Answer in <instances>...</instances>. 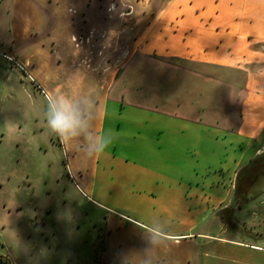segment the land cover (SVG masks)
<instances>
[{
	"label": "rangeland",
	"instance_id": "1",
	"mask_svg": "<svg viewBox=\"0 0 264 264\" xmlns=\"http://www.w3.org/2000/svg\"><path fill=\"white\" fill-rule=\"evenodd\" d=\"M142 1L143 11L149 3ZM11 2L0 0V251L5 249L14 264H151L139 248L144 229L136 230L138 221L145 229L161 231L153 230L161 236L156 235V264H196L201 234H225L264 247V171L247 195L235 192L240 170L264 151V41L250 44L256 55L245 71L153 55L135 58L109 90L101 89L93 75L74 70L48 37L27 30L21 36L17 27L12 31ZM142 11L140 17L147 20L150 12ZM43 40L47 49L38 67L27 68L12 49L18 41L17 50L25 57ZM59 68L67 80L68 100L81 89L69 109L74 116L66 132L72 133L71 141L51 127L61 107L42 81V73L55 78ZM132 100L175 102V113L182 110L204 121L198 123L202 138L191 137L189 123L181 143L171 135L158 140L174 148L173 153L148 151L154 154L147 156L142 150L148 143L136 137L135 110L141 109L131 106ZM121 103L128 107L122 113ZM157 106L163 109V104ZM156 113L147 114L150 126ZM183 149L187 165L179 163ZM145 159L171 167L162 171V179L156 171L165 195L161 199L160 188H155L156 201L147 205L135 197L137 188L122 186L129 181L120 185L115 174L106 178L103 171ZM78 166L88 178L99 166L96 186L83 183ZM224 195L226 200L215 204L220 209H214V198ZM181 234L190 236L183 240L184 250L171 241ZM168 243L170 258L162 252ZM181 254L186 258L179 263Z\"/></svg>",
	"mask_w": 264,
	"mask_h": 264
},
{
	"label": "crops",
	"instance_id": "2",
	"mask_svg": "<svg viewBox=\"0 0 264 264\" xmlns=\"http://www.w3.org/2000/svg\"><path fill=\"white\" fill-rule=\"evenodd\" d=\"M11 1L9 11L12 14V31L17 27V32L16 30L14 32L17 34L20 31L21 36L27 30L26 33L34 34L35 32L41 37H48L54 48L63 49L62 54L70 58L74 70H82L85 76L93 75L98 84L103 87L101 89L109 90L114 81L125 74V69L135 58L153 55L162 58L188 59L224 69L245 71L256 55L250 44L264 41V0H160V2L147 0L149 4L143 8V11L142 5L145 2L142 0ZM144 10L150 12L145 15L147 20H142L140 17V12ZM17 42L12 49L14 48L18 59L29 69L33 66L38 67L37 61L42 59L47 43L44 40L39 42L40 48L23 57V54L17 50ZM42 75V81L46 84L45 90L51 92L60 107L63 102L64 107L61 110L73 121L74 116L69 109L72 103L73 106L75 105V99L79 100L78 94L81 89H76L75 95L68 100L65 96L67 80L62 77L60 68L56 74L59 76L55 75V78H50L48 73L47 75L42 73ZM162 104L163 109L157 106ZM130 105H137L141 109V111L135 110L136 119L139 118L136 137L148 143L142 152L149 153L147 155L149 157L154 154L151 152L173 153L174 148L169 147L167 143L164 146L158 140L174 136L181 143L184 138L183 133L189 129V123L194 129V133L190 132L191 137L194 140L202 138L199 134L202 126H198V123L203 120L198 121L197 118L186 115L182 110L175 113L176 111L171 109L176 106L175 102L140 101L135 103L132 100ZM107 106L108 103L104 105V112L107 111ZM119 108L122 113L128 107L121 103ZM151 110L157 113L150 117V126L147 114ZM163 113L169 115L164 116ZM250 137H253L251 132ZM65 139L71 141L72 133L71 135L66 133ZM184 152L187 153L184 149L180 153L179 163L187 165L188 156L187 154L183 156ZM196 154L198 157L197 152ZM72 166L74 168L73 163ZM169 168L171 167L157 165L150 159H145L139 164L124 163L117 165V168L113 166L103 168V171L106 178L113 177L115 174L120 185L121 182L125 184L129 181V184L122 186L132 185L137 188L133 191L135 197L147 205L151 201H156L153 197L157 194L155 188H160L161 199H163L165 189L157 186L159 178L156 171H159L160 179H162L161 177L164 176L162 171ZM77 169L76 172L81 174L79 176L85 185L89 182L91 188L97 185L99 166L92 171L91 176L94 179L91 181V176L88 178L82 174L83 168L78 166ZM225 200V195L214 198V209H220L215 204ZM219 211L216 213L218 214ZM119 215L127 220L134 219L124 212H119ZM137 223L140 224L136 228L137 231L144 229L140 237L143 244L139 248L143 250L145 261L156 264L154 248L160 239L153 230L161 231L155 228L145 229L141 226L143 224L141 221ZM123 225L126 226V224ZM188 235H176L177 237L171 241H175L177 247L184 250L183 240H187L190 237ZM201 236H204L202 243L196 240V247L200 252L196 264H264V247L262 246L250 245L248 242L238 241L225 234L210 233L201 234ZM170 244L162 247V252L169 258L172 257ZM183 257L186 258L184 254L178 257L179 263Z\"/></svg>",
	"mask_w": 264,
	"mask_h": 264
},
{
	"label": "flooded vegetation",
	"instance_id": "3",
	"mask_svg": "<svg viewBox=\"0 0 264 264\" xmlns=\"http://www.w3.org/2000/svg\"><path fill=\"white\" fill-rule=\"evenodd\" d=\"M10 62L12 63L11 60H10ZM11 68H12V66H11ZM258 157H259V159L256 162H254V164H251L249 166H245V168L240 170V172L238 173V175H237V183H236V186H235L236 194L238 192L240 195H244V194L247 195L249 190L252 187L257 185L256 184V183H258L257 180L259 181V179L263 176V171H264V152H260ZM256 167L260 168V169L257 172V174L255 175L254 174L255 173L254 169ZM253 174L255 175V177H253L254 176ZM2 256H3V254L0 251V260H2V264H9L8 260L4 259ZM7 256L9 257L8 253H7ZM12 264H14L13 261H12Z\"/></svg>",
	"mask_w": 264,
	"mask_h": 264
},
{
	"label": "clouds",
	"instance_id": "4",
	"mask_svg": "<svg viewBox=\"0 0 264 264\" xmlns=\"http://www.w3.org/2000/svg\"><path fill=\"white\" fill-rule=\"evenodd\" d=\"M64 105L63 102L61 103V108L63 109ZM51 127L60 132L61 134L66 133L67 131L71 130L73 127L72 120L65 115L64 111H56L54 118L50 121Z\"/></svg>",
	"mask_w": 264,
	"mask_h": 264
},
{
	"label": "built area",
	"instance_id": "5",
	"mask_svg": "<svg viewBox=\"0 0 264 264\" xmlns=\"http://www.w3.org/2000/svg\"><path fill=\"white\" fill-rule=\"evenodd\" d=\"M5 57H7L9 60H11L12 61V64H14L15 67L20 68L22 70H25V66L22 65L20 62L15 61L12 57H10L8 55H5Z\"/></svg>",
	"mask_w": 264,
	"mask_h": 264
},
{
	"label": "water",
	"instance_id": "6",
	"mask_svg": "<svg viewBox=\"0 0 264 264\" xmlns=\"http://www.w3.org/2000/svg\"><path fill=\"white\" fill-rule=\"evenodd\" d=\"M3 246V244L0 243V247ZM2 254H3V258L8 260L9 264H12V260L7 256V251L5 249L2 248L1 250ZM0 264H2V260H0Z\"/></svg>",
	"mask_w": 264,
	"mask_h": 264
},
{
	"label": "trees",
	"instance_id": "7",
	"mask_svg": "<svg viewBox=\"0 0 264 264\" xmlns=\"http://www.w3.org/2000/svg\"><path fill=\"white\" fill-rule=\"evenodd\" d=\"M258 159H259V157L257 156V158H255L251 163L256 162ZM227 210H229V208H225V209H223V211H227ZM221 213H222L221 211L218 212L219 215H220Z\"/></svg>",
	"mask_w": 264,
	"mask_h": 264
}]
</instances>
